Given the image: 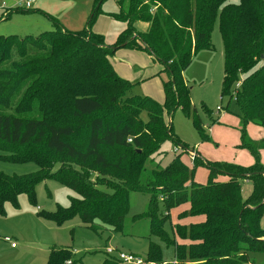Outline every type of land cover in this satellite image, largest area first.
<instances>
[{"label":"trees","instance_id":"16d2710c","mask_svg":"<svg viewBox=\"0 0 264 264\" xmlns=\"http://www.w3.org/2000/svg\"><path fill=\"white\" fill-rule=\"evenodd\" d=\"M104 1L95 0L79 31L63 29L38 10H11L38 13L54 30L0 36V159L39 169L27 176L0 173V216L7 203L16 206L17 196L34 202L35 187L53 181L76 196L69 210L59 208L51 218L58 225L78 218L96 232L105 227L123 234L130 194H146L149 202L133 222L146 220L150 237L173 247L174 264H256V255L264 264V139L254 141L246 133L248 124L264 130V0L238 5L228 0H115L119 10L110 16L127 28L112 46L91 31ZM217 18L224 58L221 97L232 98L233 91L241 121L239 147L253 164L194 157L188 168L175 157L163 169L148 170L146 160L167 140L186 148L162 112L195 114L183 73L197 51L213 50L210 35ZM140 24L147 28L136 30ZM121 48L144 52L161 65L163 105L135 95L134 85L116 75L110 57ZM240 76V87L234 89ZM195 127L207 139L200 120ZM197 167L208 171L204 184L194 180ZM244 182L251 185L246 199ZM182 206L188 209L178 214L170 238L165 232L169 213ZM196 217L203 221L180 223ZM160 257L150 243L145 261L158 264ZM78 263L73 251L60 248H50L46 262Z\"/></svg>","mask_w":264,"mask_h":264},{"label":"rangeland","instance_id":"374dc122","mask_svg":"<svg viewBox=\"0 0 264 264\" xmlns=\"http://www.w3.org/2000/svg\"><path fill=\"white\" fill-rule=\"evenodd\" d=\"M20 1L22 0H0V36H38L43 32L53 31L52 24L41 15L33 12H11ZM94 2L95 0H39L38 9L47 10L48 14L65 27L80 30L91 16ZM239 2L240 0H228L230 5H238ZM118 10L115 0H105L91 30L102 35L108 46L114 45L119 34L127 28L126 23L116 21L110 16ZM8 13L10 15L5 20L4 15ZM145 25L147 27V24ZM140 27L143 28L137 25L136 30H141ZM210 44L213 50L203 48L197 51L183 73L190 89V102L195 114L186 117L181 109H176L171 116L167 115L165 110L162 112L164 121L172 128L173 135L186 148L182 149L167 140L157 154L146 160L148 170L163 169L175 157H180L183 163L193 167L188 152H194L195 158L211 162L232 163L245 167L253 164L251 157L239 147L241 121L238 118L239 109L233 91L230 92L232 98L221 97L224 58L218 18L210 35ZM110 61L116 75L134 85L135 95L151 98L163 105L162 82L166 80V74L159 63L153 61L146 53L129 48L115 51ZM241 81L240 76L238 83ZM207 111L210 116L206 115ZM197 120H200L203 133L207 136L205 140H202L195 127ZM257 129L264 132L263 129L246 126L247 136L251 139V133H259ZM2 155L0 152V157ZM38 170L33 163L16 164L0 159V173L7 176H27ZM207 175L208 171L204 167H197L194 180L203 183ZM35 192L34 202L25 194H21L16 198V206L10 203L5 205L4 216H0V264H46L50 248L73 251L78 264H104L105 261L113 259L115 264H123L119 261V254L137 258L142 264H152L145 261L150 243L157 245L163 264L175 263L173 247L150 237L146 220L133 222L135 216L144 212L150 199L149 195L130 194V207L125 217L124 233L121 234L105 227L96 232L83 225L78 218L58 225L51 218L57 215L59 208L69 210L75 194L53 181L37 185ZM250 192L251 185L244 183L243 199H246ZM173 216L174 211L170 212V220L165 225V232L170 238L173 236L172 227L176 225ZM260 227L264 230V212ZM255 260L256 264H263L261 255H256ZM161 262L158 264H162Z\"/></svg>","mask_w":264,"mask_h":264},{"label":"crops","instance_id":"0c3cea01","mask_svg":"<svg viewBox=\"0 0 264 264\" xmlns=\"http://www.w3.org/2000/svg\"><path fill=\"white\" fill-rule=\"evenodd\" d=\"M43 7H45V6H43ZM39 8V4L37 5V7H36V9L35 10H39L40 12H42V13H46V14H48V11L46 10H41V9H38ZM36 14H38V13H36ZM50 15V14H49ZM52 16V15H51ZM60 23V22H59ZM60 25L63 27V29H65V30H69V31H79V30H77V29H70V28H67V27H65L64 25H62L61 23H60ZM141 26H143V28L142 27H140L141 28V30L143 31V30H145L147 27H146V25L145 24H140ZM139 25V26H140ZM145 27V28H144ZM52 28H53V30H54V27L52 26ZM81 30V29H80ZM186 83V82H185ZM247 126H253V125H250V124H248ZM253 127H255V126H253ZM257 128V127H256ZM261 129V128H260ZM258 131H259V133H251V139L252 140H254V141H260V140H262V139H264V132L263 131H260L259 129H257ZM239 145H240V142H239ZM191 153H194V152H191ZM247 153V152H246ZM248 154V153H247ZM249 155V154H248ZM250 156V155H249ZM251 157V156H250ZM252 159V158H251ZM253 160V159H252ZM260 160H261V163H263L264 164V151H261L260 152ZM185 164V163H184ZM188 168H192V166H188L187 164H185ZM192 165V164H191ZM195 179V178H194ZM221 179V178H220ZM206 181V180H205ZM196 182V181H195ZM196 183H198V182H196ZM205 182H203V183H199V184H204ZM244 183H246V182H244ZM188 209V207L187 206H182V207H179V208H176V209H174V210H172V211H174V216H173V218H174V221H175V223H177L178 221H177V216H178V214L179 213H181L183 210H187ZM171 211V212H172ZM169 215H170V213H169ZM203 221V219L202 218H199V217H196V218H187V219H184V220H182L180 223L181 224H184V225H188V224H194V223H201ZM172 231H173V227H172ZM13 248V247H12Z\"/></svg>","mask_w":264,"mask_h":264},{"label":"built area","instance_id":"2783aa9c","mask_svg":"<svg viewBox=\"0 0 264 264\" xmlns=\"http://www.w3.org/2000/svg\"><path fill=\"white\" fill-rule=\"evenodd\" d=\"M38 1L39 0H22L20 2H18L14 8L12 9H22V10H27V11H34L38 5ZM240 87V83H237L235 86V89H238ZM128 143H131V140H128ZM189 154L191 155V159L193 161L194 159V154L189 152ZM11 247H14V245L12 244ZM107 252L110 254L111 251L107 250ZM119 260L123 263V264H142V261L134 258L132 256L129 255H124V254H119Z\"/></svg>","mask_w":264,"mask_h":264}]
</instances>
